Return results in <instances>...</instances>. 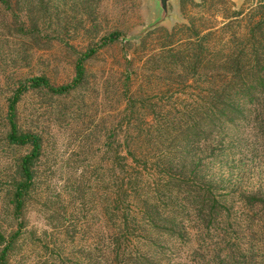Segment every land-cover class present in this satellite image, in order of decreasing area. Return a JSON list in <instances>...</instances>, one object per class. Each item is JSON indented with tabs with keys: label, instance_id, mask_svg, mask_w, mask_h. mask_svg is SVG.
Wrapping results in <instances>:
<instances>
[{
	"label": "rangeland",
	"instance_id": "rangeland-1",
	"mask_svg": "<svg viewBox=\"0 0 264 264\" xmlns=\"http://www.w3.org/2000/svg\"><path fill=\"white\" fill-rule=\"evenodd\" d=\"M259 1L179 0L170 4L172 19L142 38L137 35L157 17L153 0H11V9L0 5V233L13 242L5 264H101L100 197L118 149L109 138L128 118L134 120L135 139L128 138L124 129L118 142L126 149L131 141L138 157L147 159L138 164L145 186L169 173H188L191 178L189 164L201 160L222 187L233 189L236 201L250 193L264 196L262 131L245 123L232 128L223 143L225 157L212 160L217 143L211 144V139L197 143L190 130L181 134L196 121L194 109L200 90L209 87V72L203 79L184 65L153 76L146 64L166 31L195 24L203 36L211 29L219 36L232 11L248 12ZM115 33L119 39L110 40ZM78 64L84 73L69 94L58 96L38 88L17 106L21 130L40 136L42 151L35 161L27 203L15 211L12 191L21 178L18 163L31 148L8 143V99L21 82L34 77L47 78L54 87L71 84L79 74ZM162 127L172 136L178 134V139L165 140ZM163 149L176 150L180 157H163ZM129 163L137 172L131 158ZM230 204L246 242L255 244L251 264H264V211H252L241 202ZM5 246L0 244V256ZM196 247V242L178 246L176 264H194Z\"/></svg>",
	"mask_w": 264,
	"mask_h": 264
},
{
	"label": "trees",
	"instance_id": "trees-1",
	"mask_svg": "<svg viewBox=\"0 0 264 264\" xmlns=\"http://www.w3.org/2000/svg\"><path fill=\"white\" fill-rule=\"evenodd\" d=\"M11 4V0H0L5 9H11ZM226 19L219 36L220 32L212 29L206 30L203 36L204 31L195 24L175 26L171 32L166 31L159 50L146 61L153 76L157 71L176 72L184 65L203 79L209 72V81L206 80L209 87L200 90L202 95L194 109L196 121L191 126L187 124L181 134L192 131L197 143L206 139H211V144L217 143L212 160L214 156L225 157L223 143L230 138L228 132L232 128L245 123L244 126H254L264 134V0L248 12L237 8ZM119 37L120 34L115 33L110 40ZM221 42L224 44L219 48ZM78 68L79 74L71 84L54 87L47 78L34 77L21 82L8 99V143L31 148L18 163L21 178L12 191L15 211L23 209L27 203L35 161L42 151L41 137L21 130L17 106L25 94L38 88L58 96L69 94L81 83L84 71L79 64ZM131 119L128 118L125 125L121 121L109 138H114L118 149L108 168L110 181L100 197L103 220L97 248L100 263L176 264L180 257L178 246L196 242L194 264H251L255 259V244L249 246L246 242L245 232L237 224V214L230 203L241 202L252 211H264V196L250 193L236 201L231 193L233 189L222 187L201 160L189 164V168H193L191 178L188 173H169L155 185L145 186L144 173L138 164L147 163V159L138 157V149L131 146V141L126 149L118 142L124 129L129 131L128 138L135 139ZM159 131L167 133L165 140L178 139V134L172 136L165 127ZM162 154L163 157H180L176 150L163 149ZM130 158L137 172L129 163ZM185 164L181 167L185 168ZM173 165L178 167L179 163ZM0 244H6L0 256V264H5V255L13 242L6 241L0 233Z\"/></svg>",
	"mask_w": 264,
	"mask_h": 264
},
{
	"label": "water",
	"instance_id": "water-1",
	"mask_svg": "<svg viewBox=\"0 0 264 264\" xmlns=\"http://www.w3.org/2000/svg\"><path fill=\"white\" fill-rule=\"evenodd\" d=\"M179 0H153V4L155 5L157 11L156 19L151 22L146 28H144L138 35L137 38H142L148 32L160 27L167 21L172 19V14L170 12V4L173 2H178ZM237 2H241L242 0H236Z\"/></svg>",
	"mask_w": 264,
	"mask_h": 264
}]
</instances>
